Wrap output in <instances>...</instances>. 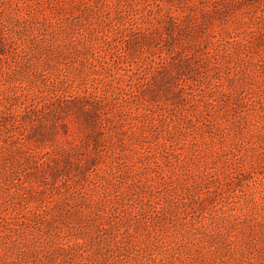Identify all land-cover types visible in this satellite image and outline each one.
Masks as SVG:
<instances>
[{
	"label": "rangeland",
	"instance_id": "obj_1",
	"mask_svg": "<svg viewBox=\"0 0 264 264\" xmlns=\"http://www.w3.org/2000/svg\"><path fill=\"white\" fill-rule=\"evenodd\" d=\"M0 264H264V0H0Z\"/></svg>",
	"mask_w": 264,
	"mask_h": 264
}]
</instances>
